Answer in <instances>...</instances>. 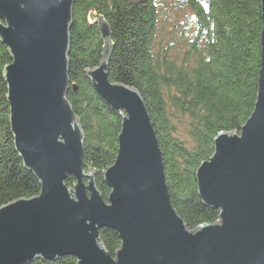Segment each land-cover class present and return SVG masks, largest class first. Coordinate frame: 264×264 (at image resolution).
Returning <instances> with one entry per match:
<instances>
[{
  "label": "water",
  "instance_id": "1",
  "mask_svg": "<svg viewBox=\"0 0 264 264\" xmlns=\"http://www.w3.org/2000/svg\"><path fill=\"white\" fill-rule=\"evenodd\" d=\"M74 3L0 0V41L12 58L4 71L11 132L24 166L41 185L38 195L0 207V264L66 256L77 264H264V0L255 109L240 132L216 136L214 154L196 172L203 204L220 215L195 230L172 205L142 95L110 81L111 29L104 18L103 59L86 73L122 114L118 154L104 172L107 200L95 172L85 169L86 135L68 99ZM103 228L120 235L115 256L100 244Z\"/></svg>",
  "mask_w": 264,
  "mask_h": 264
},
{
  "label": "trees",
  "instance_id": "2",
  "mask_svg": "<svg viewBox=\"0 0 264 264\" xmlns=\"http://www.w3.org/2000/svg\"><path fill=\"white\" fill-rule=\"evenodd\" d=\"M73 15L68 99L86 135L85 169L95 172L104 199L111 191L104 172L118 154L122 114L96 92L86 73L99 66L106 49L100 18L111 29L110 81L142 95L163 153L172 205L190 230L217 222L220 211L203 204L196 172L214 154L216 136L240 132L255 109L261 0H75ZM11 62L0 41V207L41 191L11 132L4 77ZM74 182L73 176L66 180L68 186ZM100 234V244L115 256L119 233L103 228ZM30 264H77V259L39 258Z\"/></svg>",
  "mask_w": 264,
  "mask_h": 264
},
{
  "label": "rangeland",
  "instance_id": "3",
  "mask_svg": "<svg viewBox=\"0 0 264 264\" xmlns=\"http://www.w3.org/2000/svg\"><path fill=\"white\" fill-rule=\"evenodd\" d=\"M179 133L182 134L183 137L185 136V135L183 134V132H182V128H181V127H179Z\"/></svg>",
  "mask_w": 264,
  "mask_h": 264
}]
</instances>
